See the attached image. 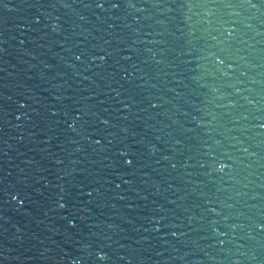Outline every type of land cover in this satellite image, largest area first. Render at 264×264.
<instances>
[{
  "label": "water",
  "instance_id": "1",
  "mask_svg": "<svg viewBox=\"0 0 264 264\" xmlns=\"http://www.w3.org/2000/svg\"><path fill=\"white\" fill-rule=\"evenodd\" d=\"M0 264H264V0H0Z\"/></svg>",
  "mask_w": 264,
  "mask_h": 264
}]
</instances>
